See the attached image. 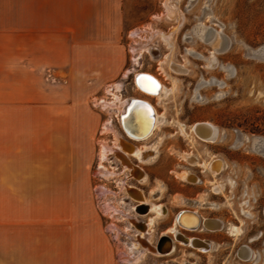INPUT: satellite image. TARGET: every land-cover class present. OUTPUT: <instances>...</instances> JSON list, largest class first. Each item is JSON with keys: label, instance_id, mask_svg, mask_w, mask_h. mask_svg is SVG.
Returning a JSON list of instances; mask_svg holds the SVG:
<instances>
[{"label": "crops", "instance_id": "0c3cea01", "mask_svg": "<svg viewBox=\"0 0 264 264\" xmlns=\"http://www.w3.org/2000/svg\"><path fill=\"white\" fill-rule=\"evenodd\" d=\"M137 29L140 34L135 37L126 30L125 0H0V264H121L119 255L125 250L115 247L124 242L108 227L115 223L125 230L130 222L97 209L98 184L94 187L93 181L99 149L104 142H114L107 123L127 143H146L128 133L119 108L105 104L118 103L114 96H119L123 101L150 99L158 110L162 106L135 83L137 71H148L133 68L144 56L158 65V59L140 46L160 50L142 28ZM134 46L140 51L133 52ZM167 104L162 107L170 119ZM99 134L112 137V142L102 138L96 143ZM153 136L149 142L158 146L160 140ZM157 156L147 162L131 158L147 179L140 182L131 176L129 181L148 199L140 185L153 184L146 165ZM109 160L102 161L108 168ZM164 169L154 170L164 175ZM82 175L91 190L88 212L76 209L81 204L75 187L86 184ZM161 185L166 189L164 181H155L150 195L155 197L152 190ZM123 194L122 200L132 204L130 210L121 208L134 214L141 226L129 231L139 233L151 214L143 203ZM106 216L128 225H104ZM158 238L154 241L153 233V246Z\"/></svg>", "mask_w": 264, "mask_h": 264}, {"label": "rangeland", "instance_id": "374dc122", "mask_svg": "<svg viewBox=\"0 0 264 264\" xmlns=\"http://www.w3.org/2000/svg\"><path fill=\"white\" fill-rule=\"evenodd\" d=\"M164 1L125 0L126 30L131 34L134 29L142 28L144 36L159 44L162 58L170 50L159 33L174 30L173 58L189 69L186 73H181L165 68L177 82L175 81L174 93L163 103L159 102V105L166 108L168 102V116L174 123L162 126L155 132L152 139L157 142L160 140L159 147L150 142L157 146L159 154L157 151L155 162L146 165V168L153 184L162 180L166 189L164 185L153 189L154 197L150 195L153 184L140 187L151 201L167 207V214L156 220L154 241L169 230L175 223L177 212L183 208L198 209L204 218L216 219L222 226L215 230L202 227L188 233L211 242L210 247L204 251L177 241L173 254L158 256L148 253L138 264H264V144L259 140V137H264V57L255 55L264 51V0H172L183 11V17L178 16L173 20L165 15ZM200 22L207 24L210 31L221 30L230 40L229 49L216 54V65L213 67L208 65V60L216 41L205 42L196 37L195 32L200 34ZM142 46L144 45L140 47ZM139 49L134 46L133 52H138ZM135 61L139 62L138 58ZM158 65L144 56L141 63L133 68L156 72L168 87L173 86V80L167 77L168 73L162 69L159 61ZM138 72L141 71L136 73ZM162 106L159 107V112L166 114ZM177 120L185 123L189 129L198 121H211L219 126L222 133L214 142L201 140L194 135L188 138L179 133L175 123ZM239 136L242 137V143L237 141ZM102 138L112 142V137L99 134L95 138L96 143ZM115 142L114 136L113 144ZM98 148L97 144V152ZM100 154L99 149L101 164L105 159H101ZM110 154L122 163L115 153ZM188 156L197 158L196 165L188 162ZM115 157L105 161L111 166L110 169L116 170L112 168L113 165L119 169L117 172L125 169H120L121 164ZM217 158L223 161V166L218 174L213 175L207 169V164ZM99 163L97 166H100ZM163 168L164 175L156 173L155 170L161 173ZM97 169L98 167L94 170L97 178L93 181L94 187L98 184L95 188L97 209L101 208L111 216L120 215L122 219H126L120 211L122 208L130 210L132 201L127 199L126 203H122V196H114L112 193L101 196L97 189L109 186L114 189L112 191H120L116 178L125 177L127 170L123 172V169L122 174L115 178L105 179ZM187 172L198 175L200 183L195 186L182 181L181 173ZM81 177L85 178L83 175ZM84 181L86 184L75 187L81 204L76 209L88 212L92 209L91 190L86 178ZM129 182L135 184L133 181ZM219 184L223 191L217 192L215 188ZM115 199L120 207L114 204ZM107 202L120 210L105 211ZM112 221L121 227L128 225L124 220L103 217L104 225ZM235 225L240 227V233L236 236L230 230ZM128 226L125 230L118 227L133 235V231H129L133 230L131 223ZM111 233L116 237L112 231ZM116 238L124 242L119 246L116 244L115 248L125 250L120 254H130L131 241L128 236L121 234V239ZM244 245L254 252L253 256H240L239 251Z\"/></svg>", "mask_w": 264, "mask_h": 264}, {"label": "bare ground", "instance_id": "6f19581e", "mask_svg": "<svg viewBox=\"0 0 264 264\" xmlns=\"http://www.w3.org/2000/svg\"><path fill=\"white\" fill-rule=\"evenodd\" d=\"M164 8L165 15L171 20L177 18L178 16L183 17L182 9L178 6L177 3H173L172 0H165ZM207 26L208 25L204 22H200L198 27L200 34L195 32V35L197 38L205 42L212 41L213 43V41H216V45L214 44L215 46L213 47L214 49L212 51V56L208 60V65L213 67L216 65V54L229 49L230 40L222 34L221 30L218 32L210 31ZM131 33L133 36H139L140 31L138 29H134ZM159 35L161 36L164 43L168 45V48L170 50V52L166 56H164V58L159 57L160 50L157 48V46L144 45L142 46V48H146L147 51L151 52L153 57L155 59H158L162 69H164L166 72L167 70L165 68L168 67L174 72L186 73L189 70L188 67L183 63L175 61L173 58V51L175 47L174 30H170L169 32L166 31L165 33L160 32ZM139 51L140 49L138 50V52ZM255 53H253V55ZM255 55L264 57V51ZM139 73H144L139 75L137 79L139 88L141 87L147 92H149L152 97L157 98L158 102L163 103L168 96L174 93L175 81L177 79L175 80L174 76L172 74H169V71L167 72L168 76H166L173 80V86L171 87H168L157 74L148 71H141L136 73V75ZM121 85L122 84L120 83L118 87H120ZM114 97L116 101L120 104L116 105L117 103L112 102L105 105L118 107L121 113L123 114L124 125L128 133L133 138H135L137 142L146 143L142 146H134L133 144L127 143L126 140L122 138L123 136L121 137L119 133L114 130L113 125L111 123H107L105 127L107 130L112 131L114 133L116 142L112 146L104 143L101 148L100 157L101 159H110V153H115L117 157H119V159L122 161L124 165L123 167H125V169L123 168V172L127 170L129 173L126 174L125 177L116 178L120 191H112V189H109L106 186H102L97 190L99 195L101 196H105L108 193H112L114 196H123V192L127 193L131 197H133L135 201L138 200L140 201V203H143V205L148 207V214H151L150 221L148 222L146 229L142 228L141 232H136L133 235L131 233H127L126 231H122L116 224L109 225L108 229L112 231L116 237L121 239V234H124V236L127 235L128 239L131 241L129 245L131 253L120 254V259L122 263L125 264V262H128L132 264H138L148 255V253H152L158 256L173 254L176 248L177 241H180L181 243L187 244L189 246L197 247L203 251L208 249L211 245V242L209 240L200 239L185 234L183 228H188L189 231H196L201 229L202 227L208 230H215L221 228L222 223L213 218H204L198 209H193L195 210L194 212H190L192 211L190 210L187 213H182L179 218L177 215L175 223L169 228L168 231L163 232L159 237V239L161 237H166L162 240L160 246L158 247L159 239L157 242V246L152 245L151 240L153 231L155 230L154 228L156 220L157 218H161L166 214V208L163 204L155 203L150 199L144 197L143 192L138 188L139 186H136L135 184H131L129 182L131 176L138 177L140 182H144L147 179V175L143 171L137 170L136 164L132 162L131 158L135 156L142 162L152 161L156 157L158 149L157 146H155L154 144H150L149 140L159 128H161L162 126L170 125L174 122L171 119H168L165 114L160 113L156 105L152 103L150 99L144 97H131L132 99L125 101L127 99L126 98L124 102L119 96ZM175 123L179 129V132L183 136H186L188 138H190L191 135H194L195 137H198L201 140L214 142L220 137L222 133L219 126L211 121H198L191 125L190 129L185 123L179 120H177ZM259 140L260 143L264 144V137H259ZM237 141L242 143V137L239 136L237 138ZM250 147L252 148V145ZM187 160L192 165H196L198 161L195 156H188ZM222 166L223 161L217 158L208 162L207 169L211 171L213 175H216L220 172ZM122 170L119 172H117L116 170H111L102 163L97 169L99 175L105 179L115 178L117 175H121ZM181 177H183L186 181L194 183L199 181L198 176L189 172L181 173ZM222 189L223 187L220 184L217 185L215 188L217 192L223 191ZM141 194L142 196H140ZM125 202L126 200L123 199L122 203ZM135 205L136 204H134L133 207ZM104 209L105 211L112 212H117L118 210H120L114 207L111 202H107L105 204ZM120 212L122 213V216L124 218L129 220L132 229H140L141 226L139 225L138 219L136 216H134V214H131L127 211L123 212L122 209ZM197 226L199 227L196 228ZM230 230L231 233H233L235 236L240 233V227L236 225L231 226ZM169 233H172L173 235H170ZM239 254L242 258H249L250 256L254 255V252L249 248V246L244 245L241 247Z\"/></svg>", "mask_w": 264, "mask_h": 264}, {"label": "water", "instance_id": "95a60500", "mask_svg": "<svg viewBox=\"0 0 264 264\" xmlns=\"http://www.w3.org/2000/svg\"><path fill=\"white\" fill-rule=\"evenodd\" d=\"M141 74H144V73H139V74H137L136 75V77H135V83H137L136 81H137V79H138V77H139V75H141ZM141 88V87H140ZM142 90H144L143 88H141ZM145 91V90H144ZM190 210H182V211H180L179 213H178V218H179V216L182 214V213H187V212H189ZM190 212H194V211H190ZM199 226H197L196 228H198ZM164 238H166V237H161L160 239H159V242H158V247L160 246V244H161V242H162V240L164 239ZM169 238V237H168ZM166 251H170V250H166ZM166 251H164V252H166Z\"/></svg>", "mask_w": 264, "mask_h": 264}, {"label": "flooded vegetation", "instance_id": "af4514ba", "mask_svg": "<svg viewBox=\"0 0 264 264\" xmlns=\"http://www.w3.org/2000/svg\"><path fill=\"white\" fill-rule=\"evenodd\" d=\"M186 210H187V209H186ZM179 212H180V210H179ZM181 227H182V226H181ZM183 229H184V231H185V232H184L185 234H186V233H190V231H189L188 228H185V227H184ZM193 233H194V232H192V234H193Z\"/></svg>", "mask_w": 264, "mask_h": 264}]
</instances>
